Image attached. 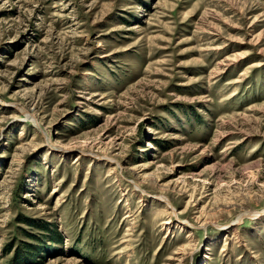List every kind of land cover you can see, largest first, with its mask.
<instances>
[{
  "label": "rangeland",
  "instance_id": "374dc122",
  "mask_svg": "<svg viewBox=\"0 0 264 264\" xmlns=\"http://www.w3.org/2000/svg\"><path fill=\"white\" fill-rule=\"evenodd\" d=\"M0 264H264V0H0Z\"/></svg>",
  "mask_w": 264,
  "mask_h": 264
},
{
  "label": "bare ground",
  "instance_id": "6f19581e",
  "mask_svg": "<svg viewBox=\"0 0 264 264\" xmlns=\"http://www.w3.org/2000/svg\"><path fill=\"white\" fill-rule=\"evenodd\" d=\"M242 55H243V54H242ZM238 58H240V57H238ZM235 60H236V57H234V58H228V59H227V61H228L229 64L234 63ZM228 63H227V64H228ZM251 66H252V65H249L248 67H251ZM218 69H219L218 71H214L215 75H216V74L220 75V74H222V73L224 72V70H223L222 67L219 66ZM247 69H248V68H247ZM247 69H246L245 71H248ZM242 76H243V75H242ZM236 81H237V80H236ZM200 97L207 98V97H205V96H200ZM199 99H200V98H199ZM166 223H168V222H166ZM169 223H170V222H169ZM189 236L191 237V234H190V233H189L188 237H189ZM226 245H227V242H226L225 246H224L223 249H222L223 251H226V250H227V249H226Z\"/></svg>",
  "mask_w": 264,
  "mask_h": 264
}]
</instances>
